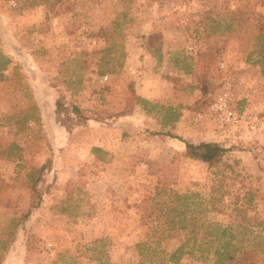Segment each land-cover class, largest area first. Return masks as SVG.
Here are the masks:
<instances>
[{
  "label": "rangeland",
  "instance_id": "rangeland-1",
  "mask_svg": "<svg viewBox=\"0 0 264 264\" xmlns=\"http://www.w3.org/2000/svg\"><path fill=\"white\" fill-rule=\"evenodd\" d=\"M208 12L231 23L230 32L210 34L202 22ZM258 26L264 0H0V52L12 59L0 81V155L14 143L22 156H0V237L10 219L29 210L26 174L48 164L39 183L43 200L3 264H141L136 245L164 227L161 203L198 217L200 228L240 226L239 245L255 249L254 264H264ZM153 33L163 35L160 63L145 49ZM201 77L207 97L198 88ZM146 89L163 97V104L150 102L151 114L136 105L132 116H112ZM61 95L93 119L69 112L57 119ZM222 100L244 116L238 126L217 128L211 107ZM34 104L40 121L24 122ZM167 109L178 119L163 125ZM183 141L220 143L228 153L220 167L209 168L182 157ZM98 144L109 150L93 154ZM236 205L248 207L250 221L237 217ZM188 238L187 231L166 232L158 258L144 264H162ZM198 245L190 242L178 264H213L212 247L203 237Z\"/></svg>",
  "mask_w": 264,
  "mask_h": 264
},
{
  "label": "trees",
  "instance_id": "trees-1",
  "mask_svg": "<svg viewBox=\"0 0 264 264\" xmlns=\"http://www.w3.org/2000/svg\"><path fill=\"white\" fill-rule=\"evenodd\" d=\"M58 14V13H57ZM258 18H262L261 15H258ZM218 19H213L211 13H205L202 22H209L205 25V28L208 32L215 33L217 31L222 32V34H227L230 32L232 24L223 23L222 21H217ZM215 25L212 29L211 25ZM211 29V31H210ZM258 31L261 32L264 38V26L259 27ZM146 51L160 63L163 59V35L161 33H153L146 38ZM110 47H107L103 53L109 52ZM12 64V59L5 55L3 52H0V81L7 79L5 73L9 70ZM122 65H120L121 67ZM201 84L198 88L200 89L202 95L207 97L209 92L207 89V80L205 77L199 78ZM136 105H141L145 109L147 114H151V110L148 107L151 105L150 102L144 100L141 97H136L134 99H129L123 111L117 114H113L115 117H129L134 113V108ZM150 108V107H149ZM166 115L163 117V125L173 124L177 119L178 115L171 113L170 109ZM67 112L74 115L78 120H89L93 119L89 114V111L81 109L75 104H70L64 96H60L55 102V115L59 119L62 115ZM24 122L40 121V115L38 113V107L36 104L30 106L25 112H23ZM97 118V117H95ZM182 141V140H181ZM185 151L182 154V157L192 161L202 162L208 165L209 168H218L222 165L228 149L223 145L216 142H200V143H191L185 142ZM93 154H99L103 151L95 147L92 149ZM2 156L4 160L7 161H21V149L17 144H10L5 150V153ZM48 169V164L41 166L40 168H31L30 171L26 174L27 182L30 187L31 192V204L29 210L21 215L20 217H14L9 220V223L6 227L5 233L0 237V264H3L7 253L10 251L12 245L15 242L16 234L18 229L23 226L24 222L31 216V213L34 209L38 208L41 201L43 200V193L39 188V183L43 179L45 171ZM253 195L248 194V198L245 199V205L248 206L253 201ZM176 200H182L184 203L189 199L188 196H177L175 195ZM212 200H216L214 197ZM158 206V211L160 214L159 218L164 220V227L155 228L153 235L149 240L138 243L136 249L139 253L140 263L144 264L146 260L149 259L151 262L154 258H158L157 247L162 238L165 237L166 232L172 230L187 231L189 238L186 243L181 247L176 249L173 253L166 255V260L162 264H178L181 260V257L185 254V247L192 242L193 247L200 249L198 245V240L200 237H203L206 241V244H209L211 249V255L213 258V264H254L257 259V253L255 249H250L242 244L239 245L238 242H241V239L238 238L240 233L238 229L240 226L232 225L221 226L216 225L214 227H199L198 222L200 219L195 218L193 214L190 216L187 215L186 211H181L177 207H171L165 203H161ZM235 212L237 217H242L245 221H250L248 217V207L235 206ZM205 222V221H204ZM203 222V224H204ZM263 223L260 222L255 226H262ZM32 237V236H30ZM29 237V239H30ZM150 239H153L150 242ZM27 254H30L32 248L30 246V241L27 240ZM166 261V262H165ZM100 264H111V263H100Z\"/></svg>",
  "mask_w": 264,
  "mask_h": 264
},
{
  "label": "built area",
  "instance_id": "built-area-1",
  "mask_svg": "<svg viewBox=\"0 0 264 264\" xmlns=\"http://www.w3.org/2000/svg\"><path fill=\"white\" fill-rule=\"evenodd\" d=\"M108 77L105 76L104 80ZM211 112L217 122V128L219 130L229 129L231 127L238 126L244 119V116L237 114L227 101H220L217 105L211 107ZM202 118V115H198ZM264 129V122L260 123L259 130Z\"/></svg>",
  "mask_w": 264,
  "mask_h": 264
},
{
  "label": "crops",
  "instance_id": "crops-1",
  "mask_svg": "<svg viewBox=\"0 0 264 264\" xmlns=\"http://www.w3.org/2000/svg\"><path fill=\"white\" fill-rule=\"evenodd\" d=\"M141 94V98H143L144 100L148 101V102H159L160 104H163V97H161V95L159 94V91H154L152 89H146L145 91H143ZM159 94V95H158ZM97 148H101L104 151H107L109 149H106V147H103V145H95Z\"/></svg>",
  "mask_w": 264,
  "mask_h": 264
}]
</instances>
